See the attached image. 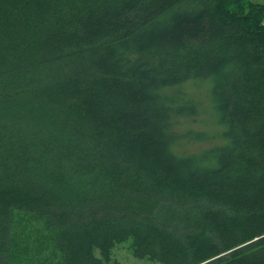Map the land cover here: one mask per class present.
I'll list each match as a JSON object with an SVG mask.
<instances>
[{"label": "trees", "instance_id": "1", "mask_svg": "<svg viewBox=\"0 0 264 264\" xmlns=\"http://www.w3.org/2000/svg\"><path fill=\"white\" fill-rule=\"evenodd\" d=\"M263 20L258 0H0V264L30 259L17 212L52 264H123L129 238L159 264H264ZM206 79L216 128L177 130Z\"/></svg>", "mask_w": 264, "mask_h": 264}, {"label": "rangeland", "instance_id": "2", "mask_svg": "<svg viewBox=\"0 0 264 264\" xmlns=\"http://www.w3.org/2000/svg\"><path fill=\"white\" fill-rule=\"evenodd\" d=\"M264 1V0H258ZM264 22V20H263ZM264 24V23H263ZM211 82L209 79L192 81L186 84L184 90H186L194 99V101L199 105V114L195 116H191L188 118H182L177 123L175 127L177 130H181L182 132L187 130L188 128H193L196 130H206L209 134L211 130L216 128L214 122V118L212 116V101H211ZM212 135V134H211ZM177 150L178 151H195L199 148L207 145L209 142H193L186 143L182 142ZM14 223H15V232L16 236L20 240H27L28 249L30 253V257L24 255L23 259L30 258L28 262L25 264H52L50 259L48 260L47 256L52 257L53 250L51 248L44 249L38 253L34 252L35 246L38 244V239L41 238L42 234L45 233V227L42 224V221L36 219L30 213L17 212L14 215ZM131 239H127L120 243L115 244L112 249V257L118 259L123 264H159L156 261L149 260L147 258H137L132 253L131 248ZM11 264H15L12 262ZM20 264H24L23 262Z\"/></svg>", "mask_w": 264, "mask_h": 264}]
</instances>
